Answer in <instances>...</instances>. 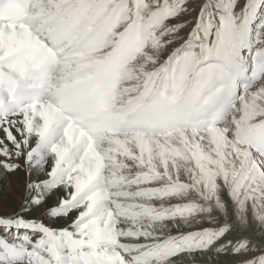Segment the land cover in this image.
<instances>
[{
    "label": "snow or ice",
    "instance_id": "obj_1",
    "mask_svg": "<svg viewBox=\"0 0 264 264\" xmlns=\"http://www.w3.org/2000/svg\"><path fill=\"white\" fill-rule=\"evenodd\" d=\"M0 134V264H264V0H0Z\"/></svg>",
    "mask_w": 264,
    "mask_h": 264
},
{
    "label": "bare ground",
    "instance_id": "obj_2",
    "mask_svg": "<svg viewBox=\"0 0 264 264\" xmlns=\"http://www.w3.org/2000/svg\"><path fill=\"white\" fill-rule=\"evenodd\" d=\"M202 2L203 0H193V7L199 11V5ZM194 15L195 13H193V16ZM0 138H2V134H0ZM25 179L24 173L21 172L17 176L10 177V181L7 185L0 184V211L4 213H15L20 209L21 203L23 201L22 191ZM59 195L60 194L57 193V196ZM50 202L55 205L56 197H53ZM32 215L36 216L39 215V213L33 212ZM205 260H210V257H205Z\"/></svg>",
    "mask_w": 264,
    "mask_h": 264
}]
</instances>
